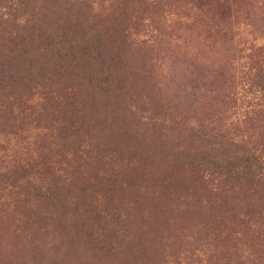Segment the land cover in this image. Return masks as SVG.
<instances>
[{
	"label": "rangeland",
	"instance_id": "1",
	"mask_svg": "<svg viewBox=\"0 0 264 264\" xmlns=\"http://www.w3.org/2000/svg\"><path fill=\"white\" fill-rule=\"evenodd\" d=\"M122 2L112 7L113 17L91 20V14L109 8L102 0L95 8L91 0L0 1L5 9L0 13L10 14L0 17V264H264V135L263 145L257 144L263 175L232 148L217 182L206 172L202 182V173L171 152V145L163 149L152 141L146 147L141 136H149L150 127L139 121L140 109L173 112L179 103L178 130L213 116L229 127H244L239 120L247 119L249 126L257 117L252 133L264 134L256 129L263 111L251 114V97L241 89L249 62L263 60L264 0L209 5L219 18L209 25L224 28L228 43L206 34L202 52L179 60L182 75L165 85L173 62L167 63L169 72L148 62L151 78L134 89L127 84L122 102L127 110L136 107L131 112L120 100L111 106L126 82L107 87L116 51L102 49L112 38L101 27L106 19L123 21L119 33L133 34V40L155 38L150 30L157 28L165 47L159 62L164 53L171 55L166 51L171 38L199 32L177 21L194 14L181 0ZM160 14L165 19L151 24L148 17ZM165 21L181 30L168 29ZM14 63L25 64L18 75L7 72ZM142 66L137 60L134 69ZM157 76L162 86L147 88ZM100 87L111 97H96ZM143 95L149 104H142ZM84 141L88 149L80 164L67 169L70 157L61 154H76ZM66 170L72 179L60 181Z\"/></svg>",
	"mask_w": 264,
	"mask_h": 264
},
{
	"label": "trees",
	"instance_id": "2",
	"mask_svg": "<svg viewBox=\"0 0 264 264\" xmlns=\"http://www.w3.org/2000/svg\"><path fill=\"white\" fill-rule=\"evenodd\" d=\"M3 1V0H0ZM7 1V0H4ZM9 1V0H8ZM123 0H102L104 4L111 7V9L107 8L105 10H97L95 14V10L92 8V12L94 14H91V20L94 17H113L116 15L115 13L117 12V8H114L115 12H112V7L114 5H120L119 8H121ZM159 0H152L150 4L156 3ZM186 3H185V2ZM199 3V6H203L205 8L204 10H199L197 7L192 3V2ZM181 0L182 4L184 5V8L186 11H194V14L190 16L191 14L184 13L182 17L179 16L177 21H182L183 23H190L189 27L190 29L194 32L198 29V34H193L191 37H187L186 35H181L177 36L174 38H171L172 41L169 42V45L171 48H166V51H168V54L164 53V56L161 59V62L157 60L158 56L160 53H163L162 51L165 49V47L162 46V44L159 42V36L160 32H157L158 29L154 28V30H150L151 32H155L158 35L153 37V39L145 40V39H135L133 40V34L127 33L126 35H123L122 32L119 33V29H121L123 21L121 23H118L117 20L119 18H116L114 22L109 23V21L106 19L104 24L101 25V27L107 28V32L111 33L112 35L110 43H109V48L111 50L106 49L104 46L102 47L103 50H107L110 53H114L113 51L115 50V58L116 62L113 63V60H111V72L109 74V80L111 84L107 83L108 88H112L115 84V88L117 87V84H124L126 82V86H120L119 91L120 93L117 94V96L112 99L113 103H111V106L114 107V105H119L120 101L121 104H124L122 102L123 96L127 95L128 92L126 91L127 89V84L129 85V89H134L136 85L139 84V82H146L147 79L151 78L150 75L152 72V69L147 66V63H153L156 62V66L159 69L167 70L169 72L170 67H168L167 63L170 64V61L173 62L171 65H175L173 67L174 69L172 70V73H170L171 77H166L163 81V85H165L166 82L172 83L176 79V75H182V73L178 72V68H176V63L179 62V60L184 59L186 60L185 55H190L192 52H202V45L205 46L206 44V39L209 37L206 34L213 33L215 36L218 37L221 40L218 39L217 42L219 43H228L226 42L222 37L224 36V28H217L209 25V23H212L215 21H218V12L215 11L214 9L211 8V6L219 4L222 0ZM101 0H91V5L92 7H98L100 5ZM209 5L210 8H209ZM196 7V9H195ZM207 7V9H206ZM0 10H5L4 8L0 7ZM212 11V12H211ZM124 12V10H123ZM10 15L9 12H4L0 13V17H5ZM154 15V14H153ZM164 16L165 19V14H160V15H155V16H150L148 17V20L152 23L158 21L159 19H162L161 17ZM210 16V17H209ZM126 21V20H125ZM91 23V21H90ZM140 23L143 24L141 21ZM83 25V23L81 24ZM165 25L168 29L174 30L177 26L174 23L167 24L165 21ZM196 26V27H194ZM84 27V26H83ZM109 27V28H108ZM148 27V25H146ZM194 27V28H192ZM211 28V30H209ZM90 29H93V26L90 27ZM177 29H180L177 27ZM113 31V33H112ZM182 32V31H181ZM198 39L202 41H198ZM222 47V46H221ZM101 48V47H100ZM249 52H259L260 48L248 49ZM247 50V51H248ZM241 52H245L243 49L240 50ZM106 52L105 54H107ZM263 53H264V46H263ZM154 57V59H153ZM168 57V58H167ZM139 58V59H136ZM170 58V59H169ZM227 58H230L233 60L232 57L227 56ZM110 59V57H106L101 61V63H105L106 60ZM251 60H254L252 55L250 56ZM120 60V61H119ZM137 60H140L143 62V66L140 70H135L134 69V64ZM119 61V63H118ZM130 63L128 64V62ZM227 61V60H223ZM181 62V61H180ZM122 68L120 65H123ZM202 63V62H200ZM158 64V65H157ZM114 65V66H113ZM25 66L23 63H14L12 66L8 65L7 67V72L8 73H15L18 75L19 71ZM32 66V64H31ZM147 66V67H146ZM146 68H149V71H147ZM24 71V70H23ZM22 71V73H23ZM181 71V70H180ZM159 76L155 78V84H149L147 88L149 89H154L155 86H162L161 82L159 81ZM154 79V77H153ZM157 80V81H156ZM130 82V83H129ZM141 84V83H140ZM74 96L77 94V91L74 88H69L66 87ZM241 89L243 90L246 94V97H251L248 99H251V107L252 108V113L251 114H256V111H263V124H261L259 127L256 129L261 130L263 129L264 131V54H263V60L262 61H251L247 65V71L245 75V79L243 81ZM105 88L100 87L98 92H93L95 93V96L97 97L99 94H106L105 93ZM161 89H159L160 91ZM50 91V90H49ZM122 91V94H121ZM126 91V92H125ZM60 91L55 90L54 94L55 95H60ZM169 92H172L174 94H177L175 91L170 90ZM92 93V94H93ZM107 97H111L109 93L106 95ZM155 96L157 97V93L155 92ZM46 99L45 97L41 99L43 100ZM57 100V96L55 97ZM94 99V98H93ZM120 100V101H119ZM124 101V100H123ZM165 100H162L161 102H164ZM142 104L146 105L150 103V98H148L146 95H143L141 99ZM179 106V103H177ZM126 109L124 111H130L133 110V108H136L135 106L131 105L129 110H127V103L124 104ZM178 106L176 105L174 108L175 110L172 112V110L169 112V109L167 112H156V111H150V109H140L139 110V121L141 122H146V126L150 127L148 130L150 131V134H143L141 137L143 141L145 140V146L148 147L150 145V142H158V147H162L163 149H166L168 146H172L171 152H175L176 154H179L182 159L187 161L186 165L192 166L202 175H200V180L202 182L203 178H205V175L203 172H206L207 177H216L214 182H217V179L219 175H221V171L219 168L223 166V164H229L228 159H230V150L232 148H235L234 150H238L237 154L240 153L241 155H246L248 158L244 160V162L247 163L248 168L254 169L257 171H260L259 173L263 175V168L260 162V154H262L263 150L260 148L259 152H261L258 155V145L262 146L263 142L261 138L263 137V133H258L256 136L253 135L252 131L255 129H251L250 127L253 126L252 123H257L260 120L257 119V117H254L252 120V123L247 126L246 124L249 123L250 119L247 120H239L241 124L244 125V127H238L237 124H233L228 126L222 125V118L221 117H209L205 119H195L191 122L186 123V126H184L182 129L177 128V122H178V117L176 115H179L180 113L177 111ZM138 112V111H137ZM126 113V112H124ZM169 116H173L171 119ZM248 118V117H247ZM117 121V118L114 119V122ZM238 123V122H236ZM61 125V124H59ZM243 131L244 133H251L249 136H240V134H236V132ZM148 139V140H146ZM60 140H65L60 137ZM87 147V141H84V146L80 145L77 148L76 154L73 152H70L66 150L64 153L61 155H64V159L67 157H70L68 159V163L65 164V166H69L67 169H71V167H75L76 165L80 164L82 160V156L85 154V150ZM246 148V149H245ZM154 148L153 152L155 151ZM162 150V149H161ZM249 153L246 154V153ZM73 158H72V157ZM98 158V159H97ZM97 160H99L100 165L102 166L104 163L103 157L97 155ZM234 158V160H237L236 157L231 156V159ZM94 159V160H96ZM103 167V166H102ZM104 168V167H103ZM68 171L63 172L59 179L60 181H68L70 178L72 179V176H69ZM65 176V177H64ZM192 178L197 177L195 175H192ZM73 182V181H72Z\"/></svg>",
	"mask_w": 264,
	"mask_h": 264
}]
</instances>
